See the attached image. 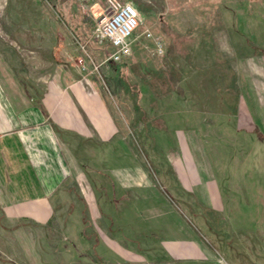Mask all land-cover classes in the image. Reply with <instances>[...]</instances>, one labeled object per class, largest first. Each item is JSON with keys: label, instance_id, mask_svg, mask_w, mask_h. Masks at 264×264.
Returning <instances> with one entry per match:
<instances>
[{"label": "rangeland", "instance_id": "rangeland-1", "mask_svg": "<svg viewBox=\"0 0 264 264\" xmlns=\"http://www.w3.org/2000/svg\"><path fill=\"white\" fill-rule=\"evenodd\" d=\"M117 1L141 16L119 63L93 36L106 0H0V120L68 105L106 136L67 148L42 215L0 200V264H264V140L233 120L264 110V0L231 2L234 49L222 0Z\"/></svg>", "mask_w": 264, "mask_h": 264}, {"label": "crops", "instance_id": "crops-1", "mask_svg": "<svg viewBox=\"0 0 264 264\" xmlns=\"http://www.w3.org/2000/svg\"><path fill=\"white\" fill-rule=\"evenodd\" d=\"M222 1L225 3H222L224 10L220 15L223 23L217 28H221L220 31H226L227 36L222 37L226 38L228 46L231 45L230 47L234 49L236 42L232 41L237 24L233 3H231L233 0ZM168 31L174 32L170 28ZM241 41L237 46L245 49L246 43L242 39ZM220 44L222 42H218V48H222ZM242 96L240 92L241 100ZM212 97V102H215V96ZM65 106L44 104L40 108L25 107L18 110L12 120L4 114L2 121L0 120V194H2L0 200L16 202L8 205V208L17 210L16 213L19 216L25 217L32 213L42 215V209L49 208L45 203L58 188L65 186L72 176L65 163L66 151L76 143V140L81 144L88 143L92 138L99 142L106 141V136L98 133V127L94 126L91 129L90 116L87 118V115L83 116L81 111ZM244 110L246 111L247 108L242 106L235 110L234 131L242 137L250 138L253 135L257 142L261 143L264 140V130H262L264 129V110H261V116L258 119H253L250 116L251 113H246ZM212 111L223 113L213 106ZM95 131L100 138L97 139L90 133ZM110 134V138L115 137V134ZM240 172L241 170L233 174L234 180H238L236 175Z\"/></svg>", "mask_w": 264, "mask_h": 264}, {"label": "built area", "instance_id": "built-area-1", "mask_svg": "<svg viewBox=\"0 0 264 264\" xmlns=\"http://www.w3.org/2000/svg\"><path fill=\"white\" fill-rule=\"evenodd\" d=\"M141 23V16L130 4H121L117 0H106L105 9L101 17L96 20L93 36L100 42L110 47L108 61L119 63L132 53L134 34ZM151 39L152 35L147 32L143 35ZM154 39V38H153ZM157 53L162 54L163 49L160 42L154 39ZM92 64V70H90ZM80 70L85 74L90 71H98L100 65L93 64L89 57L78 60Z\"/></svg>", "mask_w": 264, "mask_h": 264}]
</instances>
